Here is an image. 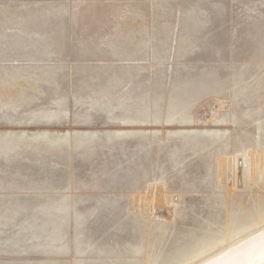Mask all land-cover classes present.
<instances>
[{
	"label": "rangeland",
	"instance_id": "1",
	"mask_svg": "<svg viewBox=\"0 0 264 264\" xmlns=\"http://www.w3.org/2000/svg\"><path fill=\"white\" fill-rule=\"evenodd\" d=\"M263 158L264 0H0V264H222Z\"/></svg>",
	"mask_w": 264,
	"mask_h": 264
},
{
	"label": "bare ground",
	"instance_id": "2",
	"mask_svg": "<svg viewBox=\"0 0 264 264\" xmlns=\"http://www.w3.org/2000/svg\"><path fill=\"white\" fill-rule=\"evenodd\" d=\"M258 158H260V157H258ZM261 161L260 162H254L253 161L252 162L253 163V167L259 165L260 169H262L264 167V160L262 162L263 163L262 166H261ZM236 170H237V168H236ZM228 171H229V169H228ZM228 171L226 170V173L224 174L225 175V179L224 180H225L226 183H227V178L226 177H227ZM228 176H230V175H228ZM229 182L234 187V189H236V184L238 182L237 175H233L231 177V181H229ZM159 207H160V205H159ZM239 234L240 233H235L234 235H231V236L227 237L225 240L227 241V240L234 239V237L236 235H239ZM247 235L248 234L244 235L242 238H248L249 236L247 237ZM239 239H240V237H239ZM262 253H264V239L260 240L258 243L254 244V245H251L250 247H248L244 251H241V252L237 253L236 255H234L230 259L226 260L222 264H264V258H262Z\"/></svg>",
	"mask_w": 264,
	"mask_h": 264
},
{
	"label": "snow or ice",
	"instance_id": "3",
	"mask_svg": "<svg viewBox=\"0 0 264 264\" xmlns=\"http://www.w3.org/2000/svg\"><path fill=\"white\" fill-rule=\"evenodd\" d=\"M262 258H264V253H262Z\"/></svg>",
	"mask_w": 264,
	"mask_h": 264
}]
</instances>
